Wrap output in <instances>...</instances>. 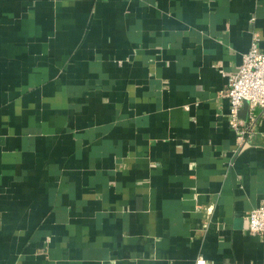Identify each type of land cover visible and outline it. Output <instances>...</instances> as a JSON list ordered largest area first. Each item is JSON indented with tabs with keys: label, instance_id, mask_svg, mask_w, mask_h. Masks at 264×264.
<instances>
[{
	"label": "crops",
	"instance_id": "obj_1",
	"mask_svg": "<svg viewBox=\"0 0 264 264\" xmlns=\"http://www.w3.org/2000/svg\"><path fill=\"white\" fill-rule=\"evenodd\" d=\"M255 35L264 0H0V264H264Z\"/></svg>",
	"mask_w": 264,
	"mask_h": 264
},
{
	"label": "built area",
	"instance_id": "obj_2",
	"mask_svg": "<svg viewBox=\"0 0 264 264\" xmlns=\"http://www.w3.org/2000/svg\"><path fill=\"white\" fill-rule=\"evenodd\" d=\"M223 93L230 99L229 122L236 131L235 151L243 149L248 140L257 132L259 123L264 120V47L260 38L254 36L251 46L243 55L239 67L228 74V83ZM248 102V116L243 118L241 108ZM247 230L264 235V201L247 215ZM198 264H205L199 257Z\"/></svg>",
	"mask_w": 264,
	"mask_h": 264
},
{
	"label": "water",
	"instance_id": "obj_3",
	"mask_svg": "<svg viewBox=\"0 0 264 264\" xmlns=\"http://www.w3.org/2000/svg\"><path fill=\"white\" fill-rule=\"evenodd\" d=\"M246 107H249V104H248V102H246Z\"/></svg>",
	"mask_w": 264,
	"mask_h": 264
}]
</instances>
